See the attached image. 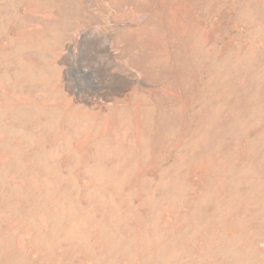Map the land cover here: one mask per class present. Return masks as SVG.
Here are the masks:
<instances>
[{
  "label": "rangeland",
  "instance_id": "rangeland-1",
  "mask_svg": "<svg viewBox=\"0 0 264 264\" xmlns=\"http://www.w3.org/2000/svg\"><path fill=\"white\" fill-rule=\"evenodd\" d=\"M0 264H264V0H0Z\"/></svg>",
  "mask_w": 264,
  "mask_h": 264
}]
</instances>
